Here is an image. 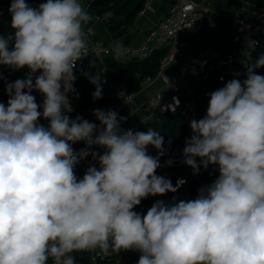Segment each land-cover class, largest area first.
<instances>
[{
    "label": "clouds",
    "instance_id": "obj_1",
    "mask_svg": "<svg viewBox=\"0 0 264 264\" xmlns=\"http://www.w3.org/2000/svg\"><path fill=\"white\" fill-rule=\"evenodd\" d=\"M8 11L14 34L0 35V66L28 72L6 84L9 99L0 103V264H75L71 253L95 249L138 251V264H264V75L256 72L264 54L248 64L243 82L210 93L206 115L189 123L183 163L194 174L217 166V178L195 199L156 200L141 214L134 209L142 200L177 191L157 175L164 137L123 129L127 118L112 109L93 110L98 124L66 114L65 81L75 93L92 16L80 0L38 7L11 0ZM248 44L254 51L256 42ZM81 74L101 99L103 79ZM80 142L86 147L74 151ZM89 156L99 168L78 178L76 166Z\"/></svg>",
    "mask_w": 264,
    "mask_h": 264
},
{
    "label": "trees",
    "instance_id": "obj_2",
    "mask_svg": "<svg viewBox=\"0 0 264 264\" xmlns=\"http://www.w3.org/2000/svg\"><path fill=\"white\" fill-rule=\"evenodd\" d=\"M254 4L261 14H264V0H246ZM31 4L32 0H26ZM11 0H0V6L5 8L0 12V35L7 36L8 34H14V30L11 28V15L8 11ZM140 0H92L88 6V12L92 16L98 18L103 17L106 14H112V19L107 22V27L111 32L119 31L124 25L131 23L138 13L141 11ZM123 17L121 21L116 18ZM257 44L254 55L258 59L260 54H264V34H259L255 37ZM164 55V51L160 50L153 52L146 59L137 58H123L117 59L113 56H108L103 59V63H99L98 60L92 57H87L83 61H78L76 69H74V75L76 80L73 83V87L76 92L71 93V81L69 80L68 99L72 108V112L68 113L70 117L75 118L77 115L85 118L86 113L94 108H106L114 109L117 102L104 95L115 94L120 92L136 93L140 90V84L148 78H154L158 71L159 61ZM91 74L99 76L103 81L102 98L94 100L92 93L95 91V86L91 84L82 74L81 70H88ZM28 69H21L19 71H13L6 66H0V103L7 104L9 99L5 92V86L7 83L14 82L17 79L26 78ZM222 88L218 87L217 89ZM36 97L37 104H41L43 97L38 92L32 93ZM78 94V95H77ZM187 100H182V105L177 109L175 113H157L155 112L153 119L139 124L132 131H147L152 128L164 137L165 148L167 155L160 158L161 167L157 169V175L168 178L171 183L179 174V160L183 154V148L185 146V140L190 138L187 127L185 124L186 112L185 103ZM41 124L47 126V121L43 118L39 121ZM171 139L172 143L168 146V141ZM80 143L73 145L74 151L79 150ZM91 151L103 153L104 149L98 146H93ZM148 152L152 156H156L155 149L149 147ZM169 159L173 160L171 166H167L165 162ZM197 164H200V158L196 160ZM99 168L98 161L95 165ZM75 171L77 172V166ZM218 168L213 165H209L208 168L199 169V172L189 174L184 178V185L181 186L177 193H180L184 201L195 199L199 190L207 185H210L218 176ZM198 178V180L196 179ZM174 193L165 194L160 200L165 203H170L172 195ZM154 201V197L150 196L147 199L141 201V204L134 210L141 214H146ZM110 254L104 258L96 261L95 264H138L140 253L138 251H127L121 253H114L109 250ZM75 258V264H92L89 251L74 252L71 253ZM48 264H52L51 258Z\"/></svg>",
    "mask_w": 264,
    "mask_h": 264
},
{
    "label": "crops",
    "instance_id": "obj_3",
    "mask_svg": "<svg viewBox=\"0 0 264 264\" xmlns=\"http://www.w3.org/2000/svg\"><path fill=\"white\" fill-rule=\"evenodd\" d=\"M195 1L204 7L206 14L202 30L189 37L190 46L186 53L190 54L192 64L187 72L181 75V61L175 60L167 73L181 80L193 92L192 100L199 120L206 115L209 94L217 90L218 87L224 86V84L218 83V78L225 77L226 83L232 79L241 78L240 69L235 67L227 69L224 66L225 55L236 46L234 42V23L243 22L249 28H252L254 23L249 13L242 9L239 0ZM80 2L88 11L90 0H80ZM171 3L172 0H156L153 12L145 14L139 12L131 23L124 25L116 32H111L106 25L112 19V14H106L101 18L91 15L92 20L86 26L87 35L94 40L104 42L113 50H120L123 47L137 48L143 41L145 34L167 13ZM4 10L5 8L0 6V11ZM116 19L121 21L123 17ZM113 57L123 59L116 56ZM68 83L66 82L65 85L68 86ZM159 91H163L164 95L169 94L168 88L164 87L160 80H155L135 93L130 105L124 107L118 114L127 118L126 122L122 124L123 129L133 130L139 124L153 119L155 113L146 114L143 108L149 104L151 98ZM94 109L107 110L106 108ZM94 109L86 113L85 117L95 118L92 115ZM179 161V174L172 182L173 186L177 178L184 179L187 175L193 173L192 168L183 163V154ZM85 172V166L82 165L77 168L76 175L78 178H82ZM162 197L156 196L153 203ZM180 200H182L181 194L174 193L169 204Z\"/></svg>",
    "mask_w": 264,
    "mask_h": 264
},
{
    "label": "built area",
    "instance_id": "obj_4",
    "mask_svg": "<svg viewBox=\"0 0 264 264\" xmlns=\"http://www.w3.org/2000/svg\"><path fill=\"white\" fill-rule=\"evenodd\" d=\"M92 1V0H90ZM141 1V13H150L154 11V4L156 0H140ZM241 7L246 10L254 25L252 28L246 26L243 22H235V34L234 42L235 48L230 50L224 57V66L227 69L238 68L241 70V82L246 78V68L249 63H254L257 58L251 51V46L248 41H257L255 37L259 34H264V14H261L257 7L246 1L239 0ZM46 2V0H32L31 6L38 7L40 3ZM1 12V11H0ZM206 10L203 6L196 3L195 0H172V3L167 13L161 18V20L152 27L144 36L143 41L137 48L123 47L120 50H113L109 48L104 42L92 39L87 35L88 56L95 58L99 63H103V59L108 56H116L120 58H137L146 59L153 52L164 51V55L159 61L158 71L154 78L145 79L140 84V89L151 84L155 80H160L164 87L168 88L169 94L164 95L163 91L157 92L150 100L149 104L143 108L146 114L157 113H175L177 109L182 105V100H187L185 107L187 109L185 124L187 132L191 136L192 132L189 127V123L192 119L198 120L197 110L193 102V92L177 78L170 76L167 72L169 67L175 60H180V74L184 75L190 68L192 61L189 53L186 50L190 46L189 37L202 30L205 19ZM256 46V45H255ZM251 51V59L249 60L246 51ZM78 63V62H77ZM257 74L264 75V68L256 69ZM69 82V80L65 81ZM218 83L225 84V77H219ZM65 88H68L65 85ZM135 93L129 94L125 92L107 94L105 98L114 100L117 102L115 110L118 114L120 111L130 105ZM72 112V111H71ZM67 112L66 114L68 115ZM72 119H75L71 117ZM93 123H99L95 118L85 117ZM81 147L85 148L86 145L80 142ZM79 149V150H80ZM77 150V151H79ZM98 160H94L91 156L82 160L77 168L84 165L87 170L90 166L96 165ZM217 167V166H216ZM184 179L177 178L175 180L174 187H177V193L181 186L184 185ZM90 252L91 263L95 264L97 260L104 258L106 255L101 253L99 249H95ZM53 264V261H52Z\"/></svg>",
    "mask_w": 264,
    "mask_h": 264
},
{
    "label": "water",
    "instance_id": "obj_5",
    "mask_svg": "<svg viewBox=\"0 0 264 264\" xmlns=\"http://www.w3.org/2000/svg\"><path fill=\"white\" fill-rule=\"evenodd\" d=\"M101 87H103V85L101 84ZM68 88H65V90H67ZM198 180V178H196Z\"/></svg>",
    "mask_w": 264,
    "mask_h": 264
},
{
    "label": "rangeland",
    "instance_id": "obj_6",
    "mask_svg": "<svg viewBox=\"0 0 264 264\" xmlns=\"http://www.w3.org/2000/svg\"><path fill=\"white\" fill-rule=\"evenodd\" d=\"M181 198H182V196H181ZM154 200H155V197H154ZM182 200H183V198H182Z\"/></svg>",
    "mask_w": 264,
    "mask_h": 264
}]
</instances>
